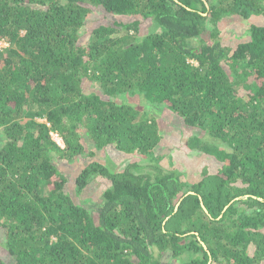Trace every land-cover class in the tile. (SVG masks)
Wrapping results in <instances>:
<instances>
[{
	"label": "trees",
	"instance_id": "1",
	"mask_svg": "<svg viewBox=\"0 0 264 264\" xmlns=\"http://www.w3.org/2000/svg\"><path fill=\"white\" fill-rule=\"evenodd\" d=\"M0 41V264H264V0H0Z\"/></svg>",
	"mask_w": 264,
	"mask_h": 264
},
{
	"label": "rangeland",
	"instance_id": "2",
	"mask_svg": "<svg viewBox=\"0 0 264 264\" xmlns=\"http://www.w3.org/2000/svg\"><path fill=\"white\" fill-rule=\"evenodd\" d=\"M93 17H94V21H91L90 23H88L84 29V31L88 33L91 32V30L96 25L107 24L108 22V19L105 17L103 11H95ZM258 18L259 16H255L254 20H257ZM149 23L150 22H144L143 24L144 28H147V24ZM247 23H248L247 20H240V19L234 18V20L233 19L230 20L229 27L230 29L231 28L239 29L241 28V25L245 27ZM225 35H226L225 36L226 43H233V41L236 40V36L231 34V32L229 31V28L226 29ZM0 46H7V42L0 41ZM135 99L137 102H139L137 98ZM136 104H138L139 107H143V105L140 103H136ZM149 110L157 118V121L161 129V133H163L165 137L162 148L172 145L171 151L174 155V166L184 173L185 178L187 180L194 181V180L199 179L200 170L204 166H208L212 168L215 165L207 156L201 155V154L197 155L194 152H191V150L184 145V142L187 140L191 132L189 131L188 128H185V127H182L184 130L181 131L182 129L180 128V126L177 125V123L175 122L174 116L170 112L166 111L164 108L161 109L157 107H152V109H149ZM54 137L55 139H58L56 135ZM58 141L61 145H63V142L60 139V137ZM131 159L132 158H128L124 163L130 161ZM79 165H80L79 162L73 163L66 170V173L69 174L72 180H73V177L75 176V172L79 171L78 169ZM83 200L89 205H91V204L97 203L101 199L98 195H96L95 191H92L90 193H87L86 197L83 198ZM163 262L169 263V264H181L182 263L178 259L172 258L169 255L163 258Z\"/></svg>",
	"mask_w": 264,
	"mask_h": 264
},
{
	"label": "water",
	"instance_id": "3",
	"mask_svg": "<svg viewBox=\"0 0 264 264\" xmlns=\"http://www.w3.org/2000/svg\"><path fill=\"white\" fill-rule=\"evenodd\" d=\"M239 198H248V195H244V196L238 197L237 199H239Z\"/></svg>",
	"mask_w": 264,
	"mask_h": 264
},
{
	"label": "clouds",
	"instance_id": "4",
	"mask_svg": "<svg viewBox=\"0 0 264 264\" xmlns=\"http://www.w3.org/2000/svg\"><path fill=\"white\" fill-rule=\"evenodd\" d=\"M56 134H53V136H55ZM58 136V135H57ZM55 138V137H54ZM58 138H59V136H58ZM61 139V138H60ZM56 140V139H55ZM58 143H59V141L58 140H56Z\"/></svg>",
	"mask_w": 264,
	"mask_h": 264
},
{
	"label": "built area",
	"instance_id": "5",
	"mask_svg": "<svg viewBox=\"0 0 264 264\" xmlns=\"http://www.w3.org/2000/svg\"><path fill=\"white\" fill-rule=\"evenodd\" d=\"M57 136V135H56ZM58 137V136H57ZM59 139V138H58ZM58 139H56V140H58Z\"/></svg>",
	"mask_w": 264,
	"mask_h": 264
}]
</instances>
